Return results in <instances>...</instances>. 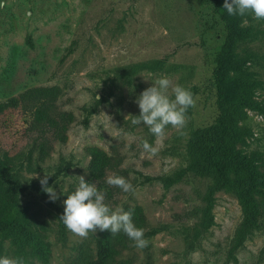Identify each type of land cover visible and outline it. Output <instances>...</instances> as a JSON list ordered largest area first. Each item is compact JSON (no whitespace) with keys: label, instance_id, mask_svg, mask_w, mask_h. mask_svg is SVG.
Returning <instances> with one entry per match:
<instances>
[{"label":"rangeland","instance_id":"374dc122","mask_svg":"<svg viewBox=\"0 0 264 264\" xmlns=\"http://www.w3.org/2000/svg\"><path fill=\"white\" fill-rule=\"evenodd\" d=\"M215 9V0H0V196H13L23 216L28 264L96 258V238L107 230L83 239L60 228L58 208L64 211L79 176L113 209L142 207L155 232L143 249L117 241L114 264H264V199L258 226L242 236V191L215 192L213 223L204 230L210 178L189 172L170 187L158 180L197 162V141L220 115L212 73L227 30ZM234 18L250 89L229 107L231 145L239 156L261 153L264 162V20ZM161 76L191 90L196 104L184 135L169 125L158 140L132 120L140 113L135 101ZM145 140L156 154L144 152ZM90 148L112 158L103 181L90 173ZM112 174L135 191L108 185ZM45 175L54 202L41 192ZM38 241L47 262L31 255ZM18 248L12 237L0 240V256L16 257Z\"/></svg>","mask_w":264,"mask_h":264},{"label":"trees","instance_id":"16d2710c","mask_svg":"<svg viewBox=\"0 0 264 264\" xmlns=\"http://www.w3.org/2000/svg\"><path fill=\"white\" fill-rule=\"evenodd\" d=\"M215 2L216 13L227 30L226 38L215 57V67L212 73L220 115L216 125L205 131L197 141V162L181 170L173 177H161L158 180L165 182L166 186L170 187L184 179L189 172L210 178L212 185L204 197L207 201V207L201 210L203 212L201 226L204 230L213 223L211 215L213 194L220 190L231 192L238 187L243 195L242 206L247 212V218L240 229V233L244 236L251 228L258 226L259 200L264 199V162L261 153L254 152L252 157L239 156L234 153L231 145L233 128L228 119L229 107L244 101L245 90L250 89V85L247 78L244 77V65L237 58L235 52L238 41L243 36L237 29L234 16H229L226 9L223 8L224 0H215ZM72 118L73 116L69 115V119L72 120ZM87 121L88 118L85 122ZM66 129L67 126L63 125L62 131L64 132ZM89 153L91 156L90 173L95 180L103 181L111 168L112 158L98 148H90ZM233 178L238 179L241 184L237 181L234 183ZM41 192H44L43 188ZM127 210H133V222L137 227L145 230L146 239L155 234V232L148 230V221L142 207H129L126 208ZM58 212L60 218L63 210L58 208ZM22 218L23 216L15 204L13 196H0V240L9 237L14 238V241L19 244L16 257H23L25 260L24 245L27 234ZM60 228L64 236L67 228L61 220ZM197 230H199L198 226ZM19 231H22L21 235L18 233ZM121 238L129 239L123 232L111 235L110 231L97 237L96 258L89 264H114L119 253L115 245ZM35 246L36 248L33 247L31 255H38L47 262L49 259L47 246H41L39 241ZM25 264H28L26 260Z\"/></svg>","mask_w":264,"mask_h":264},{"label":"clouds","instance_id":"9594fccd","mask_svg":"<svg viewBox=\"0 0 264 264\" xmlns=\"http://www.w3.org/2000/svg\"><path fill=\"white\" fill-rule=\"evenodd\" d=\"M223 8L229 16L250 14L257 20H264V0H224ZM135 102L140 113L133 118L132 124L143 123L158 140L165 135V129L169 125L180 135H184L187 111L196 104L191 90L180 84L174 85L166 76L157 78ZM142 148L144 152L153 155L157 152V148L146 140L143 141ZM48 177L45 175L40 183L54 202L58 197L54 188L47 186ZM78 179V186L63 201L64 211L59 218L67 230L83 239L97 229L101 232L110 231L111 235L123 232L133 242L134 247L143 249L148 246L145 230L133 222V210L126 211L122 206L113 209L104 202L105 196L95 183L86 182L84 176H79ZM106 183L125 193L135 191L130 180L119 175L107 176ZM0 264H25V260L23 257L4 255L0 256Z\"/></svg>","mask_w":264,"mask_h":264}]
</instances>
